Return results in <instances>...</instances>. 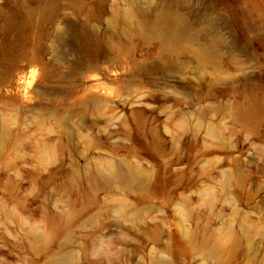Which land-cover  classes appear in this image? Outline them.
<instances>
[{"label":"rangeland","instance_id":"rangeland-1","mask_svg":"<svg viewBox=\"0 0 264 264\" xmlns=\"http://www.w3.org/2000/svg\"><path fill=\"white\" fill-rule=\"evenodd\" d=\"M0 264H264V0H0Z\"/></svg>","mask_w":264,"mask_h":264},{"label":"bare ground","instance_id":"bare-ground-1","mask_svg":"<svg viewBox=\"0 0 264 264\" xmlns=\"http://www.w3.org/2000/svg\"><path fill=\"white\" fill-rule=\"evenodd\" d=\"M165 19L163 26L156 31V36L163 42L168 51L173 52L179 42L186 38L185 30L182 23L173 16L168 15ZM201 55L204 56L203 53Z\"/></svg>","mask_w":264,"mask_h":264}]
</instances>
